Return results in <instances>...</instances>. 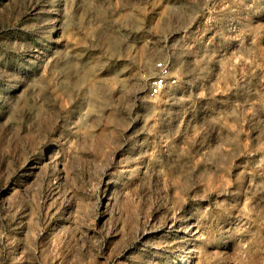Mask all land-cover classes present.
I'll use <instances>...</instances> for the list:
<instances>
[{"label":"rangeland","instance_id":"obj_1","mask_svg":"<svg viewBox=\"0 0 264 264\" xmlns=\"http://www.w3.org/2000/svg\"><path fill=\"white\" fill-rule=\"evenodd\" d=\"M0 264H264V0H0Z\"/></svg>","mask_w":264,"mask_h":264},{"label":"built area","instance_id":"obj_2","mask_svg":"<svg viewBox=\"0 0 264 264\" xmlns=\"http://www.w3.org/2000/svg\"><path fill=\"white\" fill-rule=\"evenodd\" d=\"M156 73L151 79L149 86L150 96L157 97L165 93L169 88L176 87L178 77L172 75L168 66L164 63L155 65Z\"/></svg>","mask_w":264,"mask_h":264}]
</instances>
